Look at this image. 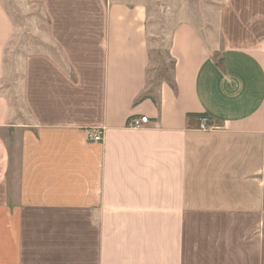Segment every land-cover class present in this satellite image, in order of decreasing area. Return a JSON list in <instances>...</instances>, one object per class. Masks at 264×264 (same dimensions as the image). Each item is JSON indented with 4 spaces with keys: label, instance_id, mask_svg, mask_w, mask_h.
Segmentation results:
<instances>
[{
    "label": "crops",
    "instance_id": "crops-1",
    "mask_svg": "<svg viewBox=\"0 0 264 264\" xmlns=\"http://www.w3.org/2000/svg\"><path fill=\"white\" fill-rule=\"evenodd\" d=\"M37 1L13 85L0 0V264H264V46L181 21L151 88L146 3Z\"/></svg>",
    "mask_w": 264,
    "mask_h": 264
},
{
    "label": "rangeland",
    "instance_id": "rangeland-1",
    "mask_svg": "<svg viewBox=\"0 0 264 264\" xmlns=\"http://www.w3.org/2000/svg\"><path fill=\"white\" fill-rule=\"evenodd\" d=\"M25 29L7 50V81H16L27 72V61L43 49L26 47L36 25L52 23L37 0H1ZM109 1V0H108ZM144 2L149 9L151 61L149 87L172 81L174 63L169 46L173 28L181 21L194 23L217 55L227 47L264 46V0H130ZM29 56V57H28ZM11 86V84H8ZM95 102V99H93Z\"/></svg>",
    "mask_w": 264,
    "mask_h": 264
},
{
    "label": "built area",
    "instance_id": "built-area-1",
    "mask_svg": "<svg viewBox=\"0 0 264 264\" xmlns=\"http://www.w3.org/2000/svg\"><path fill=\"white\" fill-rule=\"evenodd\" d=\"M209 120L210 118L206 115H203L201 117L200 121V128L204 130L210 129L209 125ZM149 117L148 116H136V117H131L128 121V125L130 127L134 128H140L144 124L148 123ZM103 139V132L102 131H95L94 133L90 134V140L92 141H101Z\"/></svg>",
    "mask_w": 264,
    "mask_h": 264
}]
</instances>
